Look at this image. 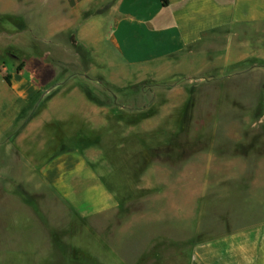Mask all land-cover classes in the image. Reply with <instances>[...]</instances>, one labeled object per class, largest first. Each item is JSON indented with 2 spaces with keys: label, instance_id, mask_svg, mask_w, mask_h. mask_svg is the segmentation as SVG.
Wrapping results in <instances>:
<instances>
[{
  "label": "rangeland",
  "instance_id": "1",
  "mask_svg": "<svg viewBox=\"0 0 264 264\" xmlns=\"http://www.w3.org/2000/svg\"><path fill=\"white\" fill-rule=\"evenodd\" d=\"M111 1L79 8L82 14L72 17L75 31L69 39L56 34L55 46L28 37V48L21 47L19 31L30 34L25 32L34 22H24L18 13L0 16L3 74L26 59L65 62L64 69L53 71L58 86L43 89V102L38 104V96L22 111L17 132L29 118L43 114V122L37 120L24 135L0 134V143L10 137L23 143L7 151L0 145V264H69V259L83 264L86 250L90 264H189L199 240L195 227L207 218L200 198L211 164L206 153L212 129L218 141L230 125L256 128L264 137V71L251 68L264 65V35L218 32L182 58L128 67L106 41H97L92 54L77 36L81 23L79 29L89 30L92 38L106 39L112 21L105 9ZM26 16L34 20L35 15ZM73 142L118 201L119 209L110 215L85 221L91 232L72 214L67 225L68 210L39 175L46 157ZM225 143L217 145L219 154L229 149L231 142ZM254 166L226 188L238 198L236 189L243 187L256 209L264 195V159ZM69 230L70 243L77 244L70 248L63 246Z\"/></svg>",
  "mask_w": 264,
  "mask_h": 264
},
{
  "label": "crops",
  "instance_id": "2",
  "mask_svg": "<svg viewBox=\"0 0 264 264\" xmlns=\"http://www.w3.org/2000/svg\"><path fill=\"white\" fill-rule=\"evenodd\" d=\"M100 1L0 0V16L18 13L24 17V22H34V26H29L25 32L30 34L24 36L19 31L21 47L28 48L29 44L24 42L28 37H33L36 41L43 39L46 41L44 44L55 46L56 34L62 39H69L70 31H75L71 24L74 14L78 17L82 14L78 9L86 4H106V0ZM166 2L167 6L163 7L162 0H112L106 11L104 10L111 16L112 21L106 39L92 38L89 30L79 29L81 23H78L77 36L88 42L89 46L85 47L92 54L93 45L97 41H106L123 65L137 68L156 66L182 58L203 39L214 38L218 32L238 30L250 35L252 31L258 30L259 35H264V0ZM30 13L35 15L34 20L27 19L26 15L31 17ZM44 20L49 24L47 27L41 23ZM39 26L47 31L46 35L41 33ZM64 65L65 62L55 60L42 62L37 58L26 59L19 66V71L17 66L5 68L4 74L8 82L0 67V134L14 136L18 133L17 126L22 111L38 96V104L43 102V89L47 92L58 86L59 80L53 71L64 69ZM251 68L264 71V65ZM43 71L50 73L43 75ZM47 99L48 97L46 101ZM50 108L51 112L52 107ZM43 116L41 114L36 119L26 120L19 133L24 135V132L34 130L37 120L42 119L43 122ZM224 130L227 133L223 134L222 141H218L216 129L211 131V148L206 153L207 161L211 160V164L202 180L204 196L200 198L203 201L201 213L208 207L207 218L205 223L195 227L199 240L190 253L189 264H264V195L255 209L252 205L249 206L250 196L241 193H246L242 191L243 187L235 188L240 194L238 198L236 194H232L236 191L226 188L228 181L242 180L247 172L255 169L254 165L258 160L264 159V137L257 136L260 135L259 130L253 127L230 125ZM11 138L0 143L7 145L3 148L4 151L14 149L15 145L21 148L22 138L15 142ZM225 142H231L228 144L229 149L222 150L219 154L216 151L217 145L226 144ZM245 146L248 149L237 151ZM39 175L51 193L68 210V213L63 214L67 216L69 227L70 214L77 221L85 222L94 216L110 215L119 209L115 193L106 185L102 175L96 171L82 150L73 143L70 147L46 157L39 165ZM233 199H239L238 203L230 202ZM231 204L241 206L243 211L233 209ZM103 220L106 221V218ZM85 226L91 232L90 223L85 222ZM63 246H77L70 243V230L68 240ZM86 253L82 254V262L90 264L92 258L87 250ZM67 261L74 264V261L70 263V259Z\"/></svg>",
  "mask_w": 264,
  "mask_h": 264
},
{
  "label": "trees",
  "instance_id": "3",
  "mask_svg": "<svg viewBox=\"0 0 264 264\" xmlns=\"http://www.w3.org/2000/svg\"><path fill=\"white\" fill-rule=\"evenodd\" d=\"M162 5H163V7H166L167 6V2H166V0H162ZM19 69H20V67H17V71H19ZM5 80L8 82V78L7 77H5ZM79 143V142H78ZM78 143H74L73 142V144L77 147V144ZM79 148V147H78ZM64 149H66V148H64Z\"/></svg>",
  "mask_w": 264,
  "mask_h": 264
}]
</instances>
